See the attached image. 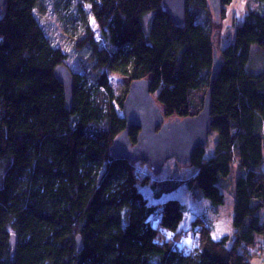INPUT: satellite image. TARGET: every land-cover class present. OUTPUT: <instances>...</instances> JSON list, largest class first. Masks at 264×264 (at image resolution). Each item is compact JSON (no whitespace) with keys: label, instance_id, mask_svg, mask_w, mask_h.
Returning <instances> with one entry per match:
<instances>
[{"label":"trees","instance_id":"1","mask_svg":"<svg viewBox=\"0 0 264 264\" xmlns=\"http://www.w3.org/2000/svg\"><path fill=\"white\" fill-rule=\"evenodd\" d=\"M50 1L75 34L80 69H71L70 111L54 73L59 64L71 68L69 53L48 36L41 0H7L0 8V264H252L253 255L264 264V70L250 71L255 45L264 60V0L247 1L234 41L222 49L209 0H189L182 25L163 0ZM233 1L223 0L221 24ZM215 49L222 63L212 95L215 155L198 148L190 164L196 172L167 179L113 157L126 120L99 53L107 50L110 70L127 77L122 109L131 82L147 78L165 118L174 119L203 109ZM139 131H131L134 144ZM234 164L242 172L234 183L233 232L217 240L210 214L224 203L219 183ZM184 186L212 204L190 228L182 226L187 206L163 200ZM191 234L196 241L187 243Z\"/></svg>","mask_w":264,"mask_h":264},{"label":"water","instance_id":"2","mask_svg":"<svg viewBox=\"0 0 264 264\" xmlns=\"http://www.w3.org/2000/svg\"><path fill=\"white\" fill-rule=\"evenodd\" d=\"M189 0H163L164 8L176 25L186 21ZM7 0H0V8ZM216 24L221 23L223 0H209ZM216 37V34L214 35ZM222 63L215 49V59L209 88L205 94L203 109L195 116L165 119L162 108L151 92V83L147 78L131 82L123 103L126 127L111 147L113 157L126 158L133 162H146L154 174H160L166 162L176 160L182 166L192 163L198 148H206L209 136L213 132L212 95L215 80L221 71ZM55 76L64 88L65 103L70 111L73 106L75 90L74 74L66 64H59L54 70ZM133 128L139 129L137 142L131 139ZM12 258L17 252V236L11 235ZM78 251L83 249L82 237H77Z\"/></svg>","mask_w":264,"mask_h":264},{"label":"rangeland","instance_id":"3","mask_svg":"<svg viewBox=\"0 0 264 264\" xmlns=\"http://www.w3.org/2000/svg\"><path fill=\"white\" fill-rule=\"evenodd\" d=\"M248 0H234L233 3L228 5L227 8V16L217 25L219 27L221 25V30H218L216 34V43L219 48H225L230 43L234 41L236 26L240 24L244 20V15L246 11V3ZM85 12L86 17L91 27L93 37L96 41H99L100 36V26L95 16L91 11V7L89 4H85ZM214 14V13H213ZM38 15L42 24L46 27L48 36L51 38L54 44L59 45L64 48L66 52L69 53V59L66 61L67 64L71 67L73 71L75 69H80L78 65H76L77 52L75 51V44L73 42L75 38L74 33H70L66 28L63 22L61 21V14L58 11H54L52 3L50 0H41ZM150 16H147L149 18ZM215 18V16H214ZM216 23V21H215ZM258 46H254L252 49V56L250 62V71L254 73H259L264 70L255 67L257 62L261 61L264 65L263 56L260 54L258 50ZM100 60L102 64L105 65V71L108 75V80L110 86L113 91V96L115 98V104L118 109V112L121 115H124L123 109L119 105V100L123 96L126 85V76L112 72L108 66L110 60V54L107 50H102L99 53ZM82 67V66H81ZM261 69V70H260ZM260 70V71H258ZM166 119V118H165ZM169 120V119H166ZM218 134L216 132H212L209 136V143L206 147V157H211L215 155L216 145H217ZM137 165V168L142 173H150L154 177H159L162 179H167L170 177H179L184 175H192L196 172V168L194 166H182L179 168L177 166V161L174 159H170L166 162L163 171L160 174H154L153 171L149 168L146 162H134ZM179 164V163H178ZM264 169V165L262 166ZM242 170L234 164V168L232 172L224 177L219 183L221 192L224 195V203L219 206V209L215 211L210 216L213 219L214 231L213 235L215 239H220L224 235L232 234L233 232V217L235 211V193H234V183L237 177L241 174ZM142 191L151 198L152 200V190L149 186L142 187ZM179 199L187 206V210L185 212V217L183 220L182 226L185 228H190L193 220L196 215L204 213L208 208L212 206L211 201L207 198H203L202 200H195L191 194L189 193L186 186L179 188L173 193L166 194L164 197V201L168 199ZM152 202H155L152 200ZM264 218V211L262 213ZM196 237L194 234L189 235L186 239L187 243H192ZM252 264H260L261 259L258 256L250 257Z\"/></svg>","mask_w":264,"mask_h":264}]
</instances>
